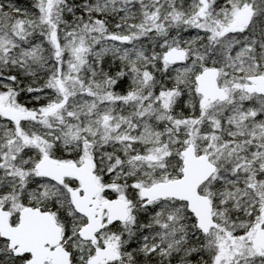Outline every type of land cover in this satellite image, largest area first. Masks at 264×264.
<instances>
[{
    "label": "snow or ice",
    "instance_id": "6c2138e0",
    "mask_svg": "<svg viewBox=\"0 0 264 264\" xmlns=\"http://www.w3.org/2000/svg\"><path fill=\"white\" fill-rule=\"evenodd\" d=\"M0 264H264V0H0Z\"/></svg>",
    "mask_w": 264,
    "mask_h": 264
}]
</instances>
